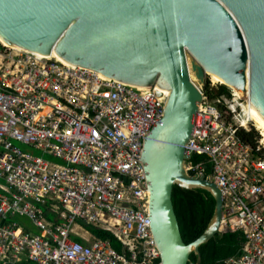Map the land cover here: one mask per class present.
Masks as SVG:
<instances>
[{"label": "built area", "instance_id": "obj_1", "mask_svg": "<svg viewBox=\"0 0 264 264\" xmlns=\"http://www.w3.org/2000/svg\"><path fill=\"white\" fill-rule=\"evenodd\" d=\"M199 83L188 170L221 189L220 232L243 236L226 264H264V140L240 136L254 123L244 95L212 99ZM164 109L154 92L0 42V264H160L141 156Z\"/></svg>", "mask_w": 264, "mask_h": 264}, {"label": "water", "instance_id": "obj_2", "mask_svg": "<svg viewBox=\"0 0 264 264\" xmlns=\"http://www.w3.org/2000/svg\"><path fill=\"white\" fill-rule=\"evenodd\" d=\"M0 37L157 94L165 109L141 160L160 264H203L200 248L220 232L223 197L214 181L188 170L186 145L204 101L199 82L214 75L244 95L264 128V0H0ZM174 185L203 188L216 201L191 243L175 213Z\"/></svg>", "mask_w": 264, "mask_h": 264}, {"label": "trees", "instance_id": "obj_3", "mask_svg": "<svg viewBox=\"0 0 264 264\" xmlns=\"http://www.w3.org/2000/svg\"><path fill=\"white\" fill-rule=\"evenodd\" d=\"M205 89L212 99H216L221 94H232L230 86L224 83L213 88L210 79L207 80ZM240 136L254 147H257L262 138L259 131L255 128H252L250 131L241 132ZM202 158L201 156L193 157L195 160ZM172 200L175 213L177 218H179L183 238L187 243H191L205 232L212 221L216 206L214 196L203 188L186 189L179 185H174ZM90 230L97 238L110 240L115 249L120 252L122 251V244L113 234L94 227H91ZM242 242L243 236L240 232H219L209 242L201 246L203 264H226V261L230 257L239 254ZM156 261L160 262V258ZM191 261H198V255L196 253L191 255ZM21 264L37 263L24 260Z\"/></svg>", "mask_w": 264, "mask_h": 264}, {"label": "rangeland", "instance_id": "obj_4", "mask_svg": "<svg viewBox=\"0 0 264 264\" xmlns=\"http://www.w3.org/2000/svg\"><path fill=\"white\" fill-rule=\"evenodd\" d=\"M192 75H193V80L195 81V82H199L198 81V79L196 78V76H195V74L192 72ZM215 80L216 82H218L219 84H221V82L220 81H218V80H216V79H214V77L211 75V76H209L208 78H207V80ZM200 84V83H199ZM259 126L256 124V122L254 121V123H253V126H252V128H255L257 131H259V133H260V135H261V139H263L264 140V135L262 134L263 133V130H261L260 128H258ZM24 223H27L28 221L27 220H22Z\"/></svg>", "mask_w": 264, "mask_h": 264}, {"label": "bare ground", "instance_id": "obj_5", "mask_svg": "<svg viewBox=\"0 0 264 264\" xmlns=\"http://www.w3.org/2000/svg\"><path fill=\"white\" fill-rule=\"evenodd\" d=\"M0 42H2L4 45L10 46L8 45L1 37H0ZM12 47V46H11ZM17 48V47H16ZM214 77V79L218 80L214 75H212ZM219 81V80H218ZM241 94V93H240ZM248 112L253 116V121L256 122V124L259 126L258 128H260L261 130H263V135H264V128L261 126V124L259 123L256 115H255V111L252 107L247 108Z\"/></svg>", "mask_w": 264, "mask_h": 264}]
</instances>
